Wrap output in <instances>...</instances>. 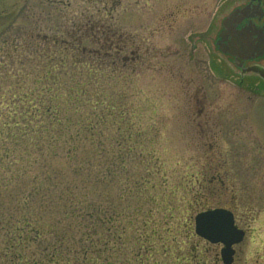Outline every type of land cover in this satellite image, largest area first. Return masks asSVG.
Segmentation results:
<instances>
[{
  "label": "rangeland",
  "instance_id": "rangeland-1",
  "mask_svg": "<svg viewBox=\"0 0 264 264\" xmlns=\"http://www.w3.org/2000/svg\"><path fill=\"white\" fill-rule=\"evenodd\" d=\"M242 1L0 0V47L7 34L21 36L19 41L29 35L37 43L44 36L71 40L68 30L89 25H107L117 37L127 36L131 45L123 56L133 53L136 61L125 63L127 71L112 76V85L105 82L107 92L100 93L115 89V126L94 137L105 145L104 154L88 153L94 179L97 169L106 165L105 176L95 182V202L103 208L107 203L115 208L128 204L129 215L139 222L150 220L148 213L159 217L164 239L172 229L166 243L171 251L179 247L177 257H186L190 244L206 246L193 230L195 216L208 208L226 204L242 213L254 206L258 221L250 218L248 228L255 233L264 223V80L241 74L215 47L221 20ZM176 14L174 24L168 16ZM259 63L264 65V60ZM2 74L0 67L3 79ZM194 92L197 99L190 100ZM113 136L117 140L111 141ZM56 168L66 167L57 163ZM217 176L226 180L225 187L212 183ZM13 195L12 189L0 194L9 211L22 204L19 197L20 202L7 200ZM35 205L40 206L38 201ZM103 218L104 212L100 225ZM184 223L192 228L189 240L183 235ZM107 234L102 230V237ZM53 242L48 236L33 247L40 253ZM198 259L210 257L200 254ZM0 264L12 263L0 259Z\"/></svg>",
  "mask_w": 264,
  "mask_h": 264
},
{
  "label": "trees",
  "instance_id": "trees-1",
  "mask_svg": "<svg viewBox=\"0 0 264 264\" xmlns=\"http://www.w3.org/2000/svg\"><path fill=\"white\" fill-rule=\"evenodd\" d=\"M71 29V40L44 36L38 43L29 35L19 41L20 33L19 38L7 34L0 47V194L12 189L7 200L22 201L9 211L0 198V259L12 264H198L193 250L186 257L176 256L179 247L170 250L166 242L172 229L164 239L159 217L148 213L151 219L139 222L129 215L128 204L103 208L95 202V182L105 176L106 165L94 179L88 153L104 154L105 145L94 137L115 126V89L100 93L105 82L112 85V76L127 71L125 43L107 25ZM182 227L191 239L192 228ZM102 230L108 234L102 237ZM48 236L54 242L41 255L45 250L37 253L35 247Z\"/></svg>",
  "mask_w": 264,
  "mask_h": 264
},
{
  "label": "flooded vegetation",
  "instance_id": "flooded-vegetation-1",
  "mask_svg": "<svg viewBox=\"0 0 264 264\" xmlns=\"http://www.w3.org/2000/svg\"><path fill=\"white\" fill-rule=\"evenodd\" d=\"M218 1H222V0H218ZM216 4L218 6L217 2ZM221 5L222 4H220L218 8H220ZM244 8H247L246 9L247 11H244L243 14L244 19L238 22L235 21V24H233V27L235 28L233 29H235V32L238 34V36L240 34L242 35L246 34L247 41L244 42V45L242 47L249 49H251V47L258 48L261 42H263L264 44V0H243L242 2L233 6V8L229 11V14L236 10L244 9ZM178 16L176 14L175 16H168V18H172L174 20L173 23L175 24L177 21L175 20V18H178ZM227 16L223 17V19L220 22L219 30L217 31V35H216L217 40L215 41L216 49H219L217 48V42L219 41H220V46H228L229 45L228 42H230V40L233 41V38L231 36L228 37L229 41H226L224 38H218L220 33L223 31L224 34L226 35L225 33L226 28H224L223 22ZM208 28L209 26L206 28V32H209ZM124 43H125L124 50L126 51L129 48V45H131L128 42L127 36L126 39L124 40ZM132 54L133 53H131L130 56L125 57L126 64H128V62L130 63V61L132 62L136 61V56L133 58ZM261 60H264V55L261 58L257 57V58L247 59L244 63V67H249L251 65H259L262 67L264 65L262 63H259ZM196 96L197 94L194 92L190 100H192V98L197 99ZM201 115H203V111L199 112L197 118H200ZM197 125L199 128H201L200 127L201 124L197 123ZM217 181L220 183L222 187L223 186L225 187L226 180L223 179L222 176L213 177L212 183ZM218 209L230 212V214L232 215V220H234V225L237 227V229H241L243 231V235L239 243L231 245L230 250H232L233 253L229 257H227L229 255V252H227V248L224 243L205 241L200 238V241H203L206 246H204V248L201 249H199L197 245H194L192 247V250L195 253V258L198 259V255L205 254L206 256L210 257L209 261L211 262L203 259L201 261L200 259H198V262L200 263L203 262L202 264H264V231H262V229H264L263 228L264 223L263 224L260 223V229L255 228V233H254V229L252 232V229L248 228L249 220L253 219L254 223L258 221L259 214L257 209L253 206L251 208L252 211L249 209L248 212L243 211L242 213H239L237 208L226 204H221L218 205V207H214V208H208L209 211L218 210ZM250 247H254V248L250 249ZM197 250H199L200 253H198ZM224 251L225 253L226 252L227 253L225 254ZM225 258H228L229 260H231V262L227 263Z\"/></svg>",
  "mask_w": 264,
  "mask_h": 264
},
{
  "label": "water",
  "instance_id": "water-1",
  "mask_svg": "<svg viewBox=\"0 0 264 264\" xmlns=\"http://www.w3.org/2000/svg\"><path fill=\"white\" fill-rule=\"evenodd\" d=\"M246 9L247 8L236 10L232 12L227 17V19L224 20L223 26L224 28H226V35L223 31L220 33L219 38H224L226 41H229L228 37L231 36L233 38V41L230 40V42H228V46H220L219 41L217 43V48H219V51H221L223 54L229 56L230 58H234V66L237 69H240L243 73L254 72L260 75V77L264 78L263 67H259L256 65H252L248 68L244 67V63L247 59L257 58L264 55L263 42L260 43L258 48L251 47V49H249L242 47L244 45V42L247 41L246 34H240L238 36V34L235 32V29H233L235 28L233 27L235 21L238 22L244 19L243 14L244 11H247ZM195 221V232L198 236L204 238L207 241L224 243L226 245L227 252H229V255L227 257L231 256L233 252L232 250H230V247L232 244L240 242L241 237L243 235V231L240 229L238 230L235 227L234 220H232V215L230 214V212L221 209L215 211L202 212L195 217ZM225 259L227 263L231 262V260H229L228 258Z\"/></svg>",
  "mask_w": 264,
  "mask_h": 264
}]
</instances>
